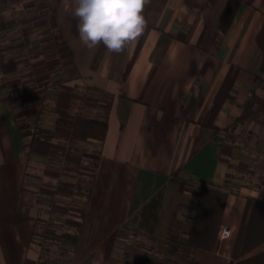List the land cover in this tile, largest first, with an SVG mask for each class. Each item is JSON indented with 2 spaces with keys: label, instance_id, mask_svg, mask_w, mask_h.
I'll list each match as a JSON object with an SVG mask.
<instances>
[{
  "label": "crops",
  "instance_id": "obj_1",
  "mask_svg": "<svg viewBox=\"0 0 264 264\" xmlns=\"http://www.w3.org/2000/svg\"><path fill=\"white\" fill-rule=\"evenodd\" d=\"M226 1L208 7L206 0H167L121 83L138 40L120 53L103 46L96 56L99 47L89 50L79 40L75 0H11L32 3L29 17L19 18L32 41L29 50L6 48L5 59L15 60V68L0 69V264H140L131 233L142 206L158 192L151 231L136 230L145 245L163 242L158 264H226L232 258L246 197L264 200V122L262 115L243 116L258 106L249 101L264 94L255 83L257 74L264 80L255 39L264 0H240L218 41ZM58 41L66 43L68 56L60 57ZM231 64L239 71L231 98L214 118L215 130L203 119ZM9 77L15 83L5 84ZM62 83L76 94L71 113L106 120L107 127L102 141L84 140L98 160L76 245L65 259L54 253L58 258L47 263L39 259L35 234L37 217L47 218L39 213L42 197L51 195L34 183L42 180L46 157L28 152L30 135L22 136L19 126L53 130ZM226 132L236 137L229 163L220 158ZM202 185L227 192L219 227L228 225L232 234L216 237L213 249L185 245L197 206L194 191ZM261 250L264 241L248 254Z\"/></svg>",
  "mask_w": 264,
  "mask_h": 264
},
{
  "label": "trees",
  "instance_id": "obj_2",
  "mask_svg": "<svg viewBox=\"0 0 264 264\" xmlns=\"http://www.w3.org/2000/svg\"><path fill=\"white\" fill-rule=\"evenodd\" d=\"M167 0H150L145 6L143 15L147 20V27L143 35L138 39L133 54L129 58L121 76V83L126 79V76L132 66L135 56L143 42L146 31L156 26L158 15L165 5ZM207 6L210 7L215 0H206ZM240 0H227L217 22L219 30L218 41L221 40L225 33L231 18L238 7ZM184 38V37H183ZM256 43L261 50L260 70L264 69V22L256 35ZM103 49L101 44L96 51L98 56ZM57 51L60 57L69 55L68 47L64 41L57 42ZM16 61L7 59L1 63V68L5 72H10L15 68ZM54 64V63H53ZM239 71V67L230 65L225 74L215 96L213 103L207 110L203 119V124L215 130L217 127L213 124L214 118L220 109L222 103L226 99L231 98L230 90L232 89L235 78ZM15 83L14 78L6 79L5 84ZM256 85L264 91V80L259 74L255 75ZM76 96L72 88L67 84H60L56 96L55 109L58 113L55 127L53 130L37 129L36 132L23 130L24 125H20L22 136L30 135V140L27 143L29 153L43 155L53 158L60 156V160L55 165H46L43 168V173L50 175L51 178H57L54 187L50 190L47 188L40 189L42 192L50 194L51 200L49 217H37L43 224L56 226V221L60 216L63 218L64 224L74 227V230H60L58 232L45 231L44 240L54 238L62 244H66V248L61 251L64 254L71 250L77 242L79 228L84 214L85 200L87 198L90 185L97 166L98 153H93L85 150H80L72 145L77 140H86L94 138L102 141L105 135L107 122L106 120L93 119L84 117L78 114L71 113L69 106L71 100ZM258 103L254 111L245 112L243 116H258L262 115L264 122V94L262 97L255 96L249 101L247 106H252L254 102ZM236 142V137L230 132H226L225 141L221 144L220 158L226 162H230L232 148ZM59 164V165H58ZM65 175L66 178H60ZM83 184V186H82ZM197 196L196 210L191 217L190 228L185 238V245L191 248L213 249L216 241V235L221 222V217L224 205L227 199V192L221 190L215 185H202L198 190L194 191ZM82 196L84 200L81 206L71 207L67 204V198L70 196ZM160 192L146 202L139 213L137 221V229L143 228L144 231H151L152 223L156 218V210L159 204ZM57 214V215H56ZM71 215V216H70ZM264 241V200L257 199L252 196L246 197L245 207L238 225L231 250L232 258L226 264H264V250L248 254L255 246ZM41 244V243H40ZM41 247L39 259L42 262H47L45 259V251ZM186 253V249L182 250ZM59 264L57 262H52ZM190 264H201L191 262Z\"/></svg>",
  "mask_w": 264,
  "mask_h": 264
},
{
  "label": "clouds",
  "instance_id": "obj_3",
  "mask_svg": "<svg viewBox=\"0 0 264 264\" xmlns=\"http://www.w3.org/2000/svg\"><path fill=\"white\" fill-rule=\"evenodd\" d=\"M150 0H75L73 15L77 19L79 40L89 50L101 44L109 51L120 53L146 30L143 15ZM228 234L222 228L219 235Z\"/></svg>",
  "mask_w": 264,
  "mask_h": 264
},
{
  "label": "rangeland",
  "instance_id": "obj_4",
  "mask_svg": "<svg viewBox=\"0 0 264 264\" xmlns=\"http://www.w3.org/2000/svg\"><path fill=\"white\" fill-rule=\"evenodd\" d=\"M28 1V0H27ZM28 5H32V3H24L22 2V4H14L11 7L8 6V10L7 12H5V15L2 16L3 20L0 19V30H4L6 27H8L11 24H14L16 21L22 23V35H16L15 32L9 33L8 35H6V40H5V44L3 47V54L4 56L6 55L5 50L6 48H9L11 46H17V45H22L25 46L27 50L28 49V45L31 43L32 41V37H31V31L30 29H28V27L25 26V24L23 23V21L20 20H15V19H19L21 17H29V10H27L26 8H28ZM33 6V5H32ZM33 28V27H32ZM31 28V29H32ZM3 34H1L2 36ZM28 52V51H27ZM7 59H2V61L0 62V69L1 71H3V69L1 68V63H3L4 61H6ZM5 72V71H3ZM12 79L13 77H9V79ZM28 130V129H25ZM87 142H85L84 140H77L76 143H73L72 145L78 147L80 150H85V151H89V152H93L96 153V148L93 146H89L86 144ZM61 158L60 156H53V158H45V165H53L55 163V165L58 163L57 161H59ZM59 165V164H58ZM43 167V168H44ZM43 168H42V177L40 181H35V185L36 187H38V190L42 189V188H47L50 190V188L52 189L54 187V183L57 181L53 178L50 177V175L43 173ZM63 178L65 179L66 176L62 175ZM83 186V184H82ZM49 197V196H48ZM47 196L42 197V202L39 206V213L41 215H43L44 217H49L48 212L50 211V200L52 199L51 197L48 198ZM84 200V198L82 196H70L69 198H67V204L70 205L71 207H75V206H81L82 201ZM57 215V214H56ZM71 216V215H70ZM67 217V215L65 216H60L58 218V220L56 221V226L57 227H53V226H49L46 224H43L41 222V220L38 222L37 225V229H36V233L35 234V239L41 243V247H43L44 249L48 248L50 250V252L52 253H47L45 254V259L49 262H52L56 259V255L57 253L61 252L64 247L66 248V244H62V242H59L58 240H55L54 238H50L48 240H44V238H42V236H44L43 233H45V231H53V232H58L60 230H65V229H69V230H74L75 228L72 226H69L68 224H64L63 222V218ZM219 229V228H218ZM136 230L131 233V240L134 244V248L136 250V252H134V257H136V262L143 264L144 260L146 259L147 255H150L151 257L154 258H160V248L163 246V242H159L158 241V245H154V244H146L145 242L142 241L143 239L141 238L140 235H138V233H136ZM232 234V233H231ZM217 237V235H216ZM152 249H156V254L153 253V251H151ZM149 251V252H147ZM55 253V254H54ZM144 254H146V257L144 259ZM55 255V256H54ZM58 258V257H57ZM59 259H65V255L64 256H60ZM143 260V261H142Z\"/></svg>",
  "mask_w": 264,
  "mask_h": 264
},
{
  "label": "built area",
  "instance_id": "obj_5",
  "mask_svg": "<svg viewBox=\"0 0 264 264\" xmlns=\"http://www.w3.org/2000/svg\"><path fill=\"white\" fill-rule=\"evenodd\" d=\"M12 6L11 4V0H0V19H2V15L1 12L5 9V8H8ZM15 20H19V19H15ZM22 23L20 22H15L14 24H11L9 25L8 27H6L4 30H0V62L2 61V59L5 58L4 54H3V47H4V44H5V40L7 39L6 38V35H8L9 33H12V32H15L16 35H19L21 36L23 31H22ZM1 34H3L1 36ZM222 228H227L228 229V234L227 235H224V236H221L219 235V233L221 232ZM231 229L228 225H221L217 231V238L218 240H222V239H226L228 237L231 236ZM152 244H154L155 246L158 245V241H154ZM151 251H153V253L156 254V249H152ZM149 252V251H148ZM159 262V258H154V257H151L150 255H148L146 257V259L144 260V263L143 264H158Z\"/></svg>",
  "mask_w": 264,
  "mask_h": 264
}]
</instances>
